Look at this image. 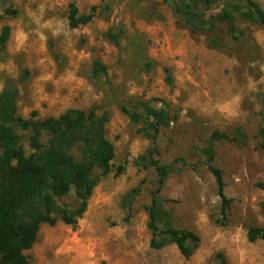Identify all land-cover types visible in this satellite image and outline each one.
Returning a JSON list of instances; mask_svg holds the SVG:
<instances>
[{
	"label": "rangeland",
	"instance_id": "374dc122",
	"mask_svg": "<svg viewBox=\"0 0 264 264\" xmlns=\"http://www.w3.org/2000/svg\"><path fill=\"white\" fill-rule=\"evenodd\" d=\"M71 5L92 19L71 27ZM239 11L244 0H0V93L16 90V114L107 112L114 147L75 224L59 218L77 207L74 191L54 199L56 222L40 225L28 264H264V238L247 237L264 226V28ZM213 130L229 139L211 140ZM16 132L30 153L29 132ZM70 145L81 158V142ZM210 164L222 173L224 214ZM150 207L160 229L198 236L189 257L174 243L150 246Z\"/></svg>",
	"mask_w": 264,
	"mask_h": 264
},
{
	"label": "trees",
	"instance_id": "16d2710c",
	"mask_svg": "<svg viewBox=\"0 0 264 264\" xmlns=\"http://www.w3.org/2000/svg\"><path fill=\"white\" fill-rule=\"evenodd\" d=\"M244 2L247 11H239V16L264 28V11L258 3L254 0ZM77 13V8L71 5L68 14L71 27L85 24L93 16L92 13ZM221 17L235 38L237 28L231 13L223 10ZM7 38L8 26H4L0 43L3 44ZM16 94L15 89L0 93V264H28L24 251L35 242L40 225H53L56 222V218L51 215L55 206L54 199L66 196L71 190L77 199V207L72 212L62 208L59 218L65 224H75L85 211L87 199L97 183V179L93 177L94 168H102L104 173L108 172L110 161L114 157V147L103 135L107 112L98 116L93 110H68L57 118H23L16 114ZM129 116L136 119L134 113ZM16 128L29 132L30 153H25ZM157 132L158 127L154 125V143ZM261 137L264 147L263 132ZM76 139L82 144V155L79 159L70 149V143ZM210 139L228 140L229 136L213 130ZM203 151L211 162L212 148L207 146ZM152 164L162 183L166 174L165 166L158 159L152 161ZM208 169L214 177L221 213L224 214L229 199L223 192L222 173L212 164ZM122 171L123 166H119L117 173ZM149 217L152 230L151 247L160 249L168 243H174L184 257L187 258L193 253L199 240L195 233L172 227L160 229L155 224L152 207L149 208ZM247 237L249 241L264 238V226L250 227Z\"/></svg>",
	"mask_w": 264,
	"mask_h": 264
}]
</instances>
